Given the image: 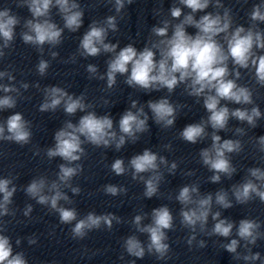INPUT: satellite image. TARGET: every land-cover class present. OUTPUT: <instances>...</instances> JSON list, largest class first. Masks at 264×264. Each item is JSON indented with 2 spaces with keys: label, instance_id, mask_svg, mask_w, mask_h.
Returning a JSON list of instances; mask_svg holds the SVG:
<instances>
[{
  "label": "clouds",
  "instance_id": "obj_1",
  "mask_svg": "<svg viewBox=\"0 0 264 264\" xmlns=\"http://www.w3.org/2000/svg\"><path fill=\"white\" fill-rule=\"evenodd\" d=\"M117 15L125 8L126 3L132 4L133 0H109ZM178 4L190 11L183 12V8L173 5L170 16L179 20L172 24L170 20L161 21V26H153L151 32L157 39L150 41L142 50H138L129 43L117 51L119 44L106 42L109 31H118L117 16H108L102 22L93 21L88 30L80 39L78 52L83 57H97L101 53L111 54L106 61L107 69L104 74L98 72V67L88 64L86 71L89 78L106 79L107 88L111 89L117 82V76H125V84L132 88H139L146 93L166 89L171 94L179 85H185L189 96L203 99V107L208 116L197 123L186 125L179 133L180 138L188 143L196 144L209 137L207 129L210 127L211 144L200 150V160L213 174L209 177L211 183L221 182L222 176L229 179L236 173L230 154L240 153L243 150L239 139H222L218 134L225 131L229 120L235 119L247 123L251 128H256L257 121L262 118L258 106L251 109L246 107L229 108L228 102L236 105H252L253 92L246 86H241L237 80L241 78L240 69L254 70V79L257 84L264 86V30L257 26V22L264 23V3L253 6L249 13L252 24L249 27L237 25L233 28V16L230 8L224 7L221 0H178ZM18 7H27L31 19L24 21L20 37L25 44L32 45L41 54L44 45L54 48L62 43L64 29L77 32L83 25L84 11L77 0H18ZM212 6L223 9V12H205ZM56 8L63 20V28L51 19V10ZM197 13H205L197 18ZM182 17V19H181ZM20 18L11 12V9L0 10V58L10 49L16 37V27ZM196 29L194 35L187 32V28ZM171 28V35L169 30ZM53 59L58 56L55 51H50ZM231 61L232 69L229 68ZM50 67L49 61L40 59L36 70L44 76ZM234 76L235 78H229ZM7 79L12 82L15 77L10 71H0V81ZM35 87L39 88L37 83ZM29 84L21 82L17 87L14 83H0V112L14 109L17 98L22 95L21 89L27 90ZM44 100L39 106L40 112H55L61 106L69 116L77 112L85 113L80 116L78 123L71 120L65 121L63 126L55 131L54 145L46 149L49 160L59 157L64 163L58 165L57 178L49 181L47 177L33 178L26 187L25 194L36 201L37 204L46 206L50 212L58 214L61 224L73 225L70 233L73 239H84L92 230L102 226L111 230L113 222L121 223V218L112 214L89 212L78 218L74 207H65L72 204V199L64 189H69L73 195H79L81 189L72 185L74 177L78 176L83 168L78 163L86 155L85 143L96 147L109 148L114 146L117 151L123 148L127 141L135 143L138 134L147 132L148 114L137 100H132L130 107L120 116L118 129L110 114L97 115L95 111H87L91 105L85 103L86 97L81 94L74 96L58 86L43 89ZM107 103V101H105ZM169 99L162 97L158 100H149L147 108L152 113V119L157 125L164 128L174 126L177 108ZM132 109H135L133 111ZM237 135H245L243 128L235 129ZM32 138L31 122L26 120L22 113L15 112L6 120L0 121V141H8L21 146L29 144ZM83 138V139H82ZM259 151L264 153V136L258 137ZM171 148V145H166ZM39 154L38 152L36 153ZM161 166L168 168L174 174L178 165L171 162L150 149H144L142 154L132 156L128 165L122 158L115 159L111 164V171L117 175H125L131 170L133 180L143 182L145 186L144 197L151 199L157 195L159 185L163 179ZM248 176L242 183L231 186V194L237 204H247L254 198L264 203V169L252 167L247 170ZM149 174L147 178L144 174ZM191 174V173H189ZM14 177L0 178V264H28L25 254L14 252L11 238L5 235L7 223L3 217H15V211L10 207L13 204L17 186ZM103 191L111 196L126 193L127 189L113 184L104 185ZM176 200L183 206L180 211V223L188 228L191 235L187 244L191 247L195 242L199 248L206 247L204 240L197 241L196 233L208 236L232 238L221 247L233 255L235 260L255 262L261 259L260 253H253L250 245H256L257 240L264 239V232L260 231L261 223L254 219H241L238 223L222 218L220 211L213 212V203L222 209H230L234 205L229 199V192L220 189L213 193L201 195L199 187L195 184L182 186ZM61 201L64 204H61ZM33 206L28 204L23 209L25 217L31 216ZM148 214H137L132 220L135 231L147 234L145 244L137 235L127 236L123 241L125 252L132 257L143 259L146 254L155 255L157 259L164 260L170 252L167 243V232L174 229V217L166 206L154 208L151 211V222L143 223ZM211 216L213 226L208 230L207 225ZM243 241V245H241ZM16 245L21 244L17 238ZM35 237L28 238L29 245H35ZM243 247L244 253L238 252ZM123 259V256H121ZM135 264V261H129Z\"/></svg>",
  "mask_w": 264,
  "mask_h": 264
}]
</instances>
